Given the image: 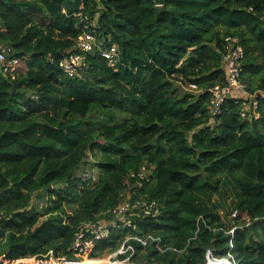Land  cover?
<instances>
[{
  "label": "trees",
  "instance_id": "1",
  "mask_svg": "<svg viewBox=\"0 0 264 264\" xmlns=\"http://www.w3.org/2000/svg\"><path fill=\"white\" fill-rule=\"evenodd\" d=\"M87 22L120 59L111 65L95 48L69 76L59 62ZM229 35L245 49L242 80L259 117L243 116L235 97L212 112L211 89L227 80ZM0 46L20 58L14 77L0 63V264L50 250L80 261L79 224L112 218L126 176L142 164L155 165L144 191L161 213L142 216L140 232L180 251L133 240L136 258L206 264L213 248L231 250L238 264H264V0H0ZM88 151L99 169L91 185L76 174ZM227 179L237 198L213 202ZM44 190L41 211L33 200ZM221 209L237 217L227 221ZM200 215L206 223L192 238ZM127 232L115 228L90 256L116 251Z\"/></svg>",
  "mask_w": 264,
  "mask_h": 264
},
{
  "label": "built area",
  "instance_id": "2",
  "mask_svg": "<svg viewBox=\"0 0 264 264\" xmlns=\"http://www.w3.org/2000/svg\"><path fill=\"white\" fill-rule=\"evenodd\" d=\"M77 15H81V12L77 13ZM85 18H88V16H85ZM102 44L103 42L98 39L95 32L90 30V24L87 22L79 43L61 58L59 64L69 76L78 75L80 69L86 63L88 53L98 48L101 50L102 55L110 61V64L115 65L120 59L118 46L114 44L110 48H102ZM10 51L8 49V52ZM244 58L245 49L241 44L240 38L238 36H226L223 63L227 70V80L226 83L218 84L211 89V108L214 115L221 112L223 104L229 97H235V101L243 105V116H246L248 111L252 109L251 112L256 117H259L260 114L257 111L259 101L255 98L254 94L249 93L246 83L242 80ZM19 61V57L9 56L7 51L0 46V63L5 72L11 73L14 77ZM191 86L197 88L195 84H191ZM155 169V165L142 164L128 173L120 203L114 209L108 211L112 213V218L106 221H83L79 224V231L73 244V249L78 257L91 255L98 243L109 239L117 227L124 228V230L128 229V232L120 247L108 256L107 259H109L110 264H158L136 258L137 248L132 242L133 240L140 242L144 246L152 242L161 252L170 249L180 251L174 246H166L163 243V238L151 231L140 232L139 220L142 216L158 217L161 213L159 201L149 197L148 193L144 191L146 183L153 181ZM81 177L83 181L88 183L87 185H91L94 182L93 177H89L87 174L81 175ZM237 214V210L233 211L231 214L232 219L237 217ZM201 222L206 223L202 215L198 217V229L192 238L197 237ZM208 227L211 226L208 225ZM237 228V226L230 224V229L226 233L233 236ZM230 246L231 248L234 247L233 239L230 241ZM205 258L206 264H238L231 250L224 256H218L215 254L213 248H208ZM2 259L3 257L0 258V260ZM80 261L83 262L82 258ZM80 261L56 257L54 250H50L43 257L34 256L4 260L6 264L19 262L35 264H82Z\"/></svg>",
  "mask_w": 264,
  "mask_h": 264
},
{
  "label": "rangeland",
  "instance_id": "3",
  "mask_svg": "<svg viewBox=\"0 0 264 264\" xmlns=\"http://www.w3.org/2000/svg\"><path fill=\"white\" fill-rule=\"evenodd\" d=\"M189 83H183V86L185 87L184 89L189 90V91H194L198 90L197 88H194L191 86V84L187 85ZM92 161V162H91ZM94 157L91 151H88V155L86 158V162L84 164H81L79 169L77 170L76 174L78 176H83L85 174H87L89 177H93L94 182L98 180L99 177V169L98 167L94 164ZM93 182V183H94ZM92 183V184H93ZM62 186H56V188H60ZM222 193V194H221ZM222 195V197H221ZM48 196H49V191L44 190V192L42 191L39 194H36L33 200V206L36 207V209L39 210H43L45 208V206L47 204H49L48 201ZM213 202H218L220 203H224V201H226L227 203H229L230 201L234 200L237 198V192L235 187L233 186V184L229 181V179H227L226 183L224 184L223 188L221 189L220 192H216L213 194V196L211 197ZM229 208V207H228ZM221 216L222 218L226 219L227 221L230 220L231 216L229 215V217L227 218L226 216V211L224 209L220 210ZM230 218V219H229ZM110 254L109 253H105L104 256L102 257H95L92 258L89 256H85V257H81L83 262L82 264H110V261L108 258ZM85 258H90L85 259Z\"/></svg>",
  "mask_w": 264,
  "mask_h": 264
},
{
  "label": "water",
  "instance_id": "4",
  "mask_svg": "<svg viewBox=\"0 0 264 264\" xmlns=\"http://www.w3.org/2000/svg\"><path fill=\"white\" fill-rule=\"evenodd\" d=\"M156 8H157L158 10H161V9H162V5H161V4H158V5L156 6Z\"/></svg>",
  "mask_w": 264,
  "mask_h": 264
},
{
  "label": "crops",
  "instance_id": "5",
  "mask_svg": "<svg viewBox=\"0 0 264 264\" xmlns=\"http://www.w3.org/2000/svg\"><path fill=\"white\" fill-rule=\"evenodd\" d=\"M85 259H88L89 260L90 258H85Z\"/></svg>",
  "mask_w": 264,
  "mask_h": 264
}]
</instances>
